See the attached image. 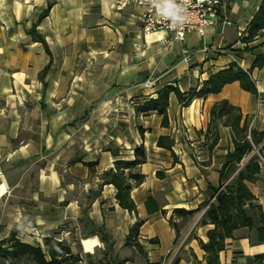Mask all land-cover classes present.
<instances>
[{"label": "crops", "instance_id": "1", "mask_svg": "<svg viewBox=\"0 0 264 264\" xmlns=\"http://www.w3.org/2000/svg\"><path fill=\"white\" fill-rule=\"evenodd\" d=\"M122 1L0 0V240L15 231L21 241L41 244L61 228L58 237L79 251L80 264H171L175 258L207 264L199 239L207 240L213 224L200 219L215 201L210 186L219 185L232 143L230 128L219 125L209 152L200 131L223 98L251 116L254 127H264V66L251 68L256 55L264 56V31L242 40L261 0H223L215 24L182 40L167 30L143 34V7ZM35 23L46 45L28 32ZM231 62L250 70L257 94L232 81L182 105L172 91L167 125L155 110L136 111L160 86L198 89ZM159 135L173 138L172 151L157 145ZM140 144L146 161L132 171L144 179L132 185L136 211H128L101 174L116 159L134 158ZM251 157L250 151L243 162ZM245 184L254 196L249 202L264 210V160ZM175 208L196 211L182 216ZM82 217L102 227L104 238L83 235ZM137 219L142 250L125 244ZM218 257L220 264H264V242L240 226Z\"/></svg>", "mask_w": 264, "mask_h": 264}, {"label": "trees", "instance_id": "2", "mask_svg": "<svg viewBox=\"0 0 264 264\" xmlns=\"http://www.w3.org/2000/svg\"><path fill=\"white\" fill-rule=\"evenodd\" d=\"M51 6L48 2L39 19L44 17ZM261 31H264V0H261L254 15L250 19L244 42L252 41ZM34 40L46 45L44 37L36 30V23L28 29ZM264 66V56L256 55L251 68ZM232 81H238L240 87L252 94H257L256 85L250 75V70H245L236 62H231L210 74L203 80L198 89L181 92L173 84H164L156 89V96L149 97L135 106L136 111L155 110L162 116V125L168 124L167 107L170 92H174L182 105H186L193 97H205L209 93H217L222 87ZM219 125L228 126L231 132L232 148L227 151L225 160L219 168V185L210 186L215 200L209 201L207 208L200 219L201 223H212L213 227L206 231L207 240L199 239L200 247L205 252L207 264H220L218 253L224 248V240L232 235V231L240 226L254 229L256 239L264 242V210L259 204L249 202L254 198L245 184V180L259 172V161L251 157L243 162L246 155L252 150L253 145L262 144L264 149V127L258 129L251 123V116L243 114L240 107L229 103L225 98L220 99L210 108V121L203 133L209 152L212 151L219 139ZM143 133V129L140 128ZM174 140L169 135H159L157 145L172 151ZM146 161V150L143 144L134 148V158L116 159L114 166L102 172V183H111L115 187V198L120 207L128 211H136V204L131 197L130 190L133 184H138L144 179V174L132 171L138 164ZM92 165V163H88ZM158 176L163 172L157 171ZM196 210L175 208L174 212L182 216H191ZM83 235L97 234L100 238L103 228L95 226L92 220L82 217ZM172 225L175 222L170 219ZM142 220H135L129 227L125 237V244L132 245L138 250L142 246L138 241V233ZM91 226L89 231H85ZM61 228L54 230L50 235L42 238L41 244H32L21 241L16 237L15 231L0 240V264H80L82 257L79 251H74L66 238H58ZM256 256L255 258H259ZM100 264H104L100 262ZM157 264V263H151ZM171 264H177V258ZM252 264V263H250Z\"/></svg>", "mask_w": 264, "mask_h": 264}, {"label": "built area", "instance_id": "3", "mask_svg": "<svg viewBox=\"0 0 264 264\" xmlns=\"http://www.w3.org/2000/svg\"><path fill=\"white\" fill-rule=\"evenodd\" d=\"M124 1H132L143 7L140 25V30L143 34L157 30H167L171 32L173 38L182 40L189 31L196 30L202 33L206 26L215 24L223 0H191L186 12L188 19L182 25H180V22L174 24L171 18L165 17L158 11L155 4L161 3L162 0ZM124 1L118 3V5L124 4ZM176 3H181V0H176ZM146 86L152 87L153 82L147 81ZM251 153L258 161L264 160V149L261 148L260 144L253 145ZM58 238L61 239L62 237Z\"/></svg>", "mask_w": 264, "mask_h": 264}, {"label": "clouds", "instance_id": "4", "mask_svg": "<svg viewBox=\"0 0 264 264\" xmlns=\"http://www.w3.org/2000/svg\"><path fill=\"white\" fill-rule=\"evenodd\" d=\"M190 3L191 0H181L179 4L176 3V0H162L161 3L155 4V7L165 17L171 18L174 24L180 22L182 25L188 19L186 12Z\"/></svg>", "mask_w": 264, "mask_h": 264}]
</instances>
